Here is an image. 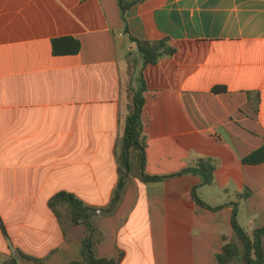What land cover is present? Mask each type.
Instances as JSON below:
<instances>
[{"label":"crops","instance_id":"0c3cea01","mask_svg":"<svg viewBox=\"0 0 264 264\" xmlns=\"http://www.w3.org/2000/svg\"><path fill=\"white\" fill-rule=\"evenodd\" d=\"M124 19L117 0H0V264L81 260L86 230L63 232L58 193L100 211L92 251L117 264H218L234 205L246 233L264 226V162H242L264 147V0H144ZM129 35L175 48L141 71L143 172L161 179L143 182L131 150L109 208L140 72ZM59 37L79 52L53 55ZM200 158L216 169L198 196L217 210L193 200L199 177L175 175Z\"/></svg>","mask_w":264,"mask_h":264},{"label":"trees","instance_id":"16d2710c","mask_svg":"<svg viewBox=\"0 0 264 264\" xmlns=\"http://www.w3.org/2000/svg\"><path fill=\"white\" fill-rule=\"evenodd\" d=\"M118 7L123 23H125L124 15L128 9L137 5L144 0H117ZM125 33L128 34L125 28ZM129 40L136 45L137 60H134L135 66L140 63V72L137 77L138 87L132 93V102L129 106V111L125 118L124 133L120 140V155L118 159V174L119 180L115 191V198L112 200L110 207L114 206L123 193L125 187V180L127 178V172L130 169V151L133 150L137 155L138 172L143 182L157 181L161 178L147 176L143 172L144 168V135H143V123L141 115L143 106L145 103L144 92L145 83L141 71L147 65L156 64L161 58L171 56L175 53V48L170 45L169 40L162 39L157 41H146L136 39L132 36H128ZM80 50V43L78 40L72 37H59L52 40V54L55 56L75 55ZM136 59V58H135ZM225 88L216 86L212 89L215 94L225 92ZM249 100L253 105L254 111H257L259 98L251 97L249 94ZM129 155V156H128ZM244 164L257 165L264 162V147L250 153L242 159ZM216 164L210 158H200L195 160L192 164L183 168L179 173L192 174L199 177L200 184L191 189V196L195 203L209 210H217L218 208H211L198 196V189L203 186H209L213 183L214 172ZM241 194V198L247 196ZM49 209L57 217L61 229L63 232H67L73 225H83L86 230V236L81 246V260L71 261L67 264H117V260L106 257H96L92 251V243L89 238L90 234H93L94 227L91 222L94 214L90 208L87 207L81 200L69 193H58L54 195L48 201ZM111 211L108 209V214ZM236 205L233 207L230 225L233 231L235 241L231 240L225 242L219 254L216 255L218 264H231L236 260L240 261V264H264V226L254 229L251 234H248L238 224ZM24 256L20 252H15L11 255L3 264H18L17 256ZM27 257V256H24ZM29 258V257H27ZM37 263L44 262V260L30 258Z\"/></svg>","mask_w":264,"mask_h":264},{"label":"rangeland","instance_id":"374dc122","mask_svg":"<svg viewBox=\"0 0 264 264\" xmlns=\"http://www.w3.org/2000/svg\"><path fill=\"white\" fill-rule=\"evenodd\" d=\"M132 162V158H129V163ZM233 264H240V261L239 260H236Z\"/></svg>","mask_w":264,"mask_h":264},{"label":"water","instance_id":"95a60500","mask_svg":"<svg viewBox=\"0 0 264 264\" xmlns=\"http://www.w3.org/2000/svg\"><path fill=\"white\" fill-rule=\"evenodd\" d=\"M91 212H92L93 214H96V213H99L100 211H97V210H91Z\"/></svg>","mask_w":264,"mask_h":264}]
</instances>
